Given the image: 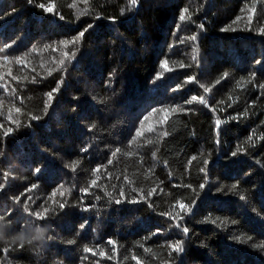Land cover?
Wrapping results in <instances>:
<instances>
[{
    "label": "trees",
    "instance_id": "trees-1",
    "mask_svg": "<svg viewBox=\"0 0 264 264\" xmlns=\"http://www.w3.org/2000/svg\"><path fill=\"white\" fill-rule=\"evenodd\" d=\"M262 30L264 0H0V264H264Z\"/></svg>",
    "mask_w": 264,
    "mask_h": 264
},
{
    "label": "snow or ice",
    "instance_id": "snow-or-ice-1",
    "mask_svg": "<svg viewBox=\"0 0 264 264\" xmlns=\"http://www.w3.org/2000/svg\"><path fill=\"white\" fill-rule=\"evenodd\" d=\"M29 2H31V0H29ZM131 3H132L133 5H135V4L137 3V0H131ZM38 6H39L41 9H43L44 11L49 12V13L53 12V10H54L52 6H48V7H46L45 4H43V3H40ZM188 11H189L188 8H184V9H183V11L181 12L180 17H179V19H180L181 21H184V20H186V19L189 18L188 16L185 15V13H188ZM252 11H253V12L255 11V7H253ZM89 27H91V25H89ZM201 27H202V26H201ZM85 31H87V29H85ZM262 31H264V30H262ZM83 35H84V32L79 33V37H82ZM79 37L74 38L73 41H64V42H62V43H64V44L75 43V42L78 41ZM191 39L195 40L196 37L193 36V37H191ZM67 55H68V53H65V56H67ZM3 59H4L5 61H7L9 58H8L7 56H4ZM193 59H196V57L193 56ZM19 62H20V61H19V58H17V63H19ZM61 64H63V61H61ZM163 66L165 67V69H166L167 71H171V69H169L168 66H167V61H164V62H163ZM182 66H183V65H182ZM9 75H11V73H9ZM225 75H227V73H225ZM252 76L254 77V76H255V73H252ZM13 79H15V77H13ZM34 79H35V78H34ZM188 79H189V80H193L194 78H193V77H189ZM0 87H4V86H3V85H0ZM261 87H264V84H262ZM57 90H58V89H54L53 91H57ZM205 91H207V89H205ZM48 96H49V99H51V98H52V93H48ZM197 99H199L201 103H205V104L207 103V102L204 100L203 97H199V98H197V97H195V96L192 97V101H195V100H197ZM192 101H188V103H191ZM15 111H16V112H20V108H16ZM153 111H156V109H153ZM176 111H177V108H176V107H173V108H172V112L175 113ZM33 119H38V117H33ZM167 119H168V117L166 116V117H165V120H167ZM13 123L18 124L19 122H18V121H13ZM220 124H221V121H220L219 119L216 120L217 128H219V125H220ZM149 131H151V129H149ZM12 132H13V129H12L11 127H9V128L3 133V135H4L5 137H7V136L10 135ZM138 135H142V133H139V131H138ZM164 135L166 136V135H167V132H165ZM236 154H237L236 152H233V153H232L233 156H235ZM113 155H115V153H113ZM153 155H155V153H153ZM108 163L111 164L112 161L109 160ZM205 163H206V162H205ZM96 171H99V169H96ZM200 171L203 172V171H205V169L201 168ZM36 172H39V169H36ZM5 175H6V174H5ZM92 184H93V185L96 184V181L93 180V181H92ZM5 187H6L5 184L0 183V190H3ZM36 187H37V185L32 184V185H31V188H30V189H27L26 191H30V190H32V189H35ZM200 187L203 188L204 185L201 184ZM84 191H87V189H85ZM153 191H155V190H153ZM61 194H63V193H61ZM22 195H23V194H22ZM120 195H121L122 197L124 196V192H123V190H121ZM150 195H152V193H149V196H150ZM17 199H19V198L17 197ZM115 202H116V203H121L122 201H121V200H116ZM59 206H60L61 208H63V207H64V204H60ZM179 208L181 209L182 212H188V211L191 210V209L189 208L188 205L183 204V203H179ZM25 211H26V212L28 211V208H27V207H25ZM47 211H48L47 208L44 209V212H45V213H46ZM35 215H36L38 218H42V217H43V213H35ZM165 215L170 216V217H171L173 220H175V221H181V220H183V216H181L180 213H177L175 216H172L171 213H166ZM2 219H3V217H0V220H2ZM177 226H179V225H177ZM81 227H83V225H81ZM183 232L187 233V232H188V228H187V227H184V228H183ZM108 243H109V244H114L115 242L112 241V240H109ZM23 245H24V244H20V247H23ZM169 247H170L173 251H175V252H177V253H179V252H183V250H184V249H183V246H182V241H176L174 244L169 245ZM113 250H115V249H113ZM85 251H86V252H92L93 250L90 249V248H85ZM101 255L103 256L104 253H101Z\"/></svg>",
    "mask_w": 264,
    "mask_h": 264
},
{
    "label": "clouds",
    "instance_id": "clouds-1",
    "mask_svg": "<svg viewBox=\"0 0 264 264\" xmlns=\"http://www.w3.org/2000/svg\"><path fill=\"white\" fill-rule=\"evenodd\" d=\"M4 223L0 222V239H4ZM45 233L46 229L37 226L35 229L30 232H21L15 239V242H19L20 244H36L38 247L42 248L45 243Z\"/></svg>",
    "mask_w": 264,
    "mask_h": 264
}]
</instances>
